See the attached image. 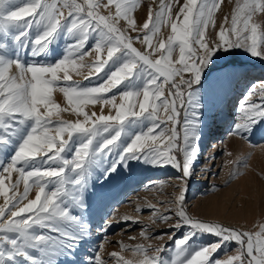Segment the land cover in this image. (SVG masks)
I'll return each mask as SVG.
<instances>
[{"label": "snow or ice", "instance_id": "obj_1", "mask_svg": "<svg viewBox=\"0 0 264 264\" xmlns=\"http://www.w3.org/2000/svg\"><path fill=\"white\" fill-rule=\"evenodd\" d=\"M223 3L185 0L174 19L173 0H159L138 23L141 0H0V264H61L62 257H72L90 234L83 217L89 180L101 168L107 178L130 161L180 172L184 183L168 202L175 207L164 213L148 207L153 224H167L175 216L176 223L168 225L174 229L169 240L188 229L174 239L170 261L160 255L166 251L163 245L149 255L151 245L122 244L142 254L136 264H264V225L253 232L204 221L190 215L185 204L187 180L200 155L205 107L200 87L206 71L218 55L235 50L264 58V0H236L231 14L217 25ZM165 25L171 34L155 40ZM61 39L66 43L58 59H36L48 57ZM93 52L84 80H99L104 73L103 82L73 80L70 73L83 75L78 69ZM29 53L32 59L25 60ZM113 89L119 90V104ZM56 90L82 119L61 116L69 108L55 101ZM254 91L240 107L242 115L232 129L236 134L264 121V84L259 103L250 99ZM97 103L110 104L115 115L85 110ZM33 187L38 191L29 199ZM123 221L140 223L129 216ZM147 227L141 233L145 238ZM201 234L216 241L193 247L190 241ZM229 243L237 245L235 254L214 259ZM102 250L103 244L88 264H105ZM110 255L120 264H133L118 252Z\"/></svg>", "mask_w": 264, "mask_h": 264}, {"label": "rangeland", "instance_id": "obj_2", "mask_svg": "<svg viewBox=\"0 0 264 264\" xmlns=\"http://www.w3.org/2000/svg\"><path fill=\"white\" fill-rule=\"evenodd\" d=\"M235 2L236 0H224L221 9L216 13L217 25L221 23L225 15L231 14ZM17 3H21V0H17ZM184 3L185 0H179L177 5L173 0L174 17L179 6ZM157 4L156 0H141V7L135 13L138 23H142L146 19L149 6L155 8ZM257 22L260 21L257 20ZM162 31L167 39V35L171 34L170 25L162 26ZM161 32L155 40L163 38ZM65 43V40L61 39L53 45L48 57H37L36 59L48 61L58 59L64 52ZM91 43L92 41L89 42L90 45ZM135 46L141 48L139 42H136ZM95 55L96 53L93 52L91 56L86 57L84 62L86 66L78 69L83 75L70 73L73 80L91 85L103 82L104 73L100 74L101 79L99 80H84ZM177 56L178 49L174 53V57ZM102 58H106V53L102 55ZM31 59L30 53L25 55V60ZM254 68L256 70L253 71ZM91 70L94 71V68ZM15 71L16 69H13V72ZM60 75L62 76L63 73ZM241 75H245L247 81L244 83L245 86L243 85L241 89L238 88L240 91L236 92ZM255 80L257 81L254 82ZM261 84H264V58L252 57L242 50L218 55L206 71L200 87L202 102L205 105L202 109L201 129H203L205 121L214 113L225 112L224 108L233 94L235 96L231 102L235 106H232L234 115L231 118V123L229 121V128L221 134V137H218L220 135L211 136L209 144L203 145L201 149V151L204 150L203 158L199 162H195L193 174L187 180L185 204L193 217L253 232L258 231L260 226L264 225V121L257 122L252 126L250 132L242 135L236 134L232 130L242 115L241 105H247L250 90L256 89L250 99L257 103L260 102L259 86ZM113 92L117 94L116 103L119 104L121 102L119 90L113 89ZM53 95L61 107L69 108V111L61 113L64 119L74 121L77 118H83L82 116L78 117L72 110V106L68 104L63 93L56 90ZM108 95L111 96L112 93ZM242 98L246 100L241 103ZM139 99L142 100V96ZM85 110L90 113L95 111L97 114L101 110L104 114L111 112L115 115L116 113V109L112 108L110 104L103 105L101 103L86 105ZM161 115H164L163 112ZM65 139H67V134H65ZM214 146L216 147L214 148ZM16 178L17 174L13 173L12 180L15 181ZM6 183L9 182L6 181ZM183 183L181 174L176 168L150 166L142 161H130L127 167L118 168L107 178H104L102 168L95 171L85 192L88 208L83 213L90 234L81 242L72 257L61 258V264H88L101 244H103V250L100 255L105 264H120L118 258L111 257L110 254L113 252L120 253L124 259L132 260L133 264L143 258L142 254H134L130 247L122 248V244L129 246L143 244L146 247L151 245L149 255H152L155 247L163 245L166 251L160 255L169 261L175 258L174 239L182 238L188 229L182 228L176 231L174 239L169 240L168 236L172 235L174 229L169 228L168 225L176 223L175 216H172L167 224L159 220L153 224V211L148 206L154 205L160 209V213H164L170 207L174 208L175 206L168 202L172 201L174 194L180 191V188L176 186ZM20 191H23V183L20 185ZM37 191L38 189L33 187L28 198H35ZM11 194L9 192V195ZM3 202L4 198L0 196V204ZM124 216L132 217L140 223L125 222L123 221ZM107 221H112L110 227L107 225ZM145 226H148L146 229L148 238L141 235L145 231ZM162 232H167V235L161 240L158 237ZM215 241L216 237L201 234L190 243L193 247L199 248L201 245H209ZM236 247L235 243H229L225 245L224 249L215 253L213 258L225 259L227 256L234 255Z\"/></svg>", "mask_w": 264, "mask_h": 264}, {"label": "bare ground", "instance_id": "obj_3", "mask_svg": "<svg viewBox=\"0 0 264 264\" xmlns=\"http://www.w3.org/2000/svg\"><path fill=\"white\" fill-rule=\"evenodd\" d=\"M157 3H159V0H156ZM173 18L175 19V17L173 16ZM162 36L163 39H165L166 35L164 34V32L162 31ZM168 36V35H167ZM256 70L255 68L253 69V71ZM241 79L239 84L237 85V90L236 92L240 91L238 90L242 88V86L244 85V83L247 81V77L245 75H241ZM257 80H255L254 82H256ZM245 86V85H244ZM245 88V87H244ZM236 89V88H235ZM245 92V91H244ZM233 94V92H232ZM235 96V94L231 95L230 98L227 100L228 104L226 105V107L224 108L225 112H220V113H214L211 117H209L204 124V127H202L203 129H201V138H200V142H199V146H200V155L198 157V162L201 160V158H203V151H201V149L203 148V145H207L209 144V141L211 139V136H216V135H220L218 137H221V134H223L225 131H227V129L229 128V121L231 123V118L234 115V113L232 112L233 108L232 106L235 104L233 102H231L232 98ZM229 97V96H228ZM247 98V96H246ZM235 100V99H234ZM246 99L242 98V102H245ZM226 101V102H227ZM240 107V106H239ZM236 110V109H235ZM238 110V109H237ZM238 113V112H237ZM68 114V113H67ZM218 140V139H217ZM223 145V143H222ZM217 146V145H216ZM214 146V148L216 147ZM216 151V150H215ZM212 153V152H211ZM171 172V171H170ZM14 181V180H13ZM151 182V181H150ZM149 182V183H150ZM147 183V182H146ZM199 183V182H198ZM201 184V183H200ZM195 188V185H194Z\"/></svg>", "mask_w": 264, "mask_h": 264}]
</instances>
